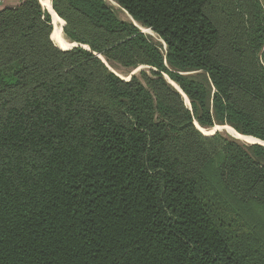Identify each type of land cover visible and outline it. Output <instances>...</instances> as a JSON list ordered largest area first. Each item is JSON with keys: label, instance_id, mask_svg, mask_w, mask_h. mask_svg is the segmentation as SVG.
Wrapping results in <instances>:
<instances>
[{"label": "trees", "instance_id": "trees-1", "mask_svg": "<svg viewBox=\"0 0 264 264\" xmlns=\"http://www.w3.org/2000/svg\"><path fill=\"white\" fill-rule=\"evenodd\" d=\"M112 1L164 50L105 0H51L68 52L0 8V264H264V147L194 125L264 142V0Z\"/></svg>", "mask_w": 264, "mask_h": 264}, {"label": "rangeland", "instance_id": "rangeland-1", "mask_svg": "<svg viewBox=\"0 0 264 264\" xmlns=\"http://www.w3.org/2000/svg\"><path fill=\"white\" fill-rule=\"evenodd\" d=\"M106 1V4L112 9V11L115 13V15L123 22H126V23H132V20L130 19V17L125 13V11H123L119 6H116V5H113L111 2H109L108 0H105ZM41 3V0L40 2ZM42 5V4H41ZM50 6L51 5V0H50ZM43 7V6H42ZM41 7V8H42ZM44 10V12H46L47 10L44 9V7L42 8ZM52 9V7H51ZM53 10V9H52ZM54 12V11H53ZM49 17H50V24H51V33H50V41L51 43L53 44V46L58 49L59 51L61 52H68V51H71L73 50L74 48H77L79 47L80 45L76 44V43H73V42H70L69 40L66 39V37L64 36V33H63V29H64V26H65V22L63 20L62 23V27H61V35H62V38L64 40V42L66 43V48H59L57 47L53 41L51 40V34H52V31H53V25H52V17L50 15V13L47 11L46 12ZM58 17V16H57ZM59 18V17H58ZM134 25V24H133ZM151 32V31H150ZM141 33H143L141 31ZM145 34L146 36L150 37L152 42L154 44H156L157 46L160 47L161 50H164V45L163 43L151 32V34L149 35L148 33H143ZM72 45H76V47L74 48H71ZM83 49L89 51V49L85 46H81ZM94 55L97 57V59L105 66V68L113 73L114 75H116L117 77H119L120 79H122L123 81H126L128 82L132 77H135L143 86H145V81H144V78H143V74L148 76V77H152L151 75V69L147 66H137L135 68H129V69H125V68H122L121 66L117 65V64H114L112 62H108V60H106L102 55H99V54H96L94 53ZM182 75H185V76H193V77H197L199 74V72H188V73H181ZM163 79L167 82L168 85H170L173 89H176L178 88V86L173 82L171 81L166 75H162ZM177 90V89H176ZM178 91V90H177ZM179 92V91H178ZM180 94H182L181 92H179ZM182 98H183V102L185 104V106L190 109V104H189V101L188 99L182 94ZM194 125H195V128L205 137H213V136H216V135H219L221 136L222 138L224 139H227V140H233L235 142H237L240 146H242L243 148H248L249 146L253 145V143L257 142L255 138H252V137H247V136H242V135H238L236 134L232 128L228 125H218V124H215L213 127H210V128H201L196 121H194ZM233 135V136H232ZM259 141V140H258ZM258 145V144H256ZM264 146V145H263ZM264 237V232L262 234Z\"/></svg>", "mask_w": 264, "mask_h": 264}, {"label": "bare ground", "instance_id": "bare-ground-1", "mask_svg": "<svg viewBox=\"0 0 264 264\" xmlns=\"http://www.w3.org/2000/svg\"><path fill=\"white\" fill-rule=\"evenodd\" d=\"M109 2H111L113 5L118 6L115 2H113L112 0H108ZM41 4L44 7V9H46L51 17H52V25H53V31L51 34V40L53 41V43L59 47V48H66V43L64 42L62 35H61V27L63 25L62 21L55 15V13L53 12V10L51 9L50 6V0H41ZM132 23L143 33H148L149 35L151 34L150 30L145 29L144 27L140 26L139 24L135 23L134 21H132ZM178 90V88H176ZM233 136V135H232ZM257 141V140H256ZM264 145V143H262Z\"/></svg>", "mask_w": 264, "mask_h": 264}, {"label": "crops", "instance_id": "crops-1", "mask_svg": "<svg viewBox=\"0 0 264 264\" xmlns=\"http://www.w3.org/2000/svg\"><path fill=\"white\" fill-rule=\"evenodd\" d=\"M19 1L20 0H4V4H3V6L2 7H15V6H17L18 5V3H19ZM39 2H40V0H39ZM40 5H41V3H40ZM41 7H42V5H41ZM52 7V6H51ZM43 8V7H42ZM47 12V11H46Z\"/></svg>", "mask_w": 264, "mask_h": 264}, {"label": "water", "instance_id": "water-1", "mask_svg": "<svg viewBox=\"0 0 264 264\" xmlns=\"http://www.w3.org/2000/svg\"><path fill=\"white\" fill-rule=\"evenodd\" d=\"M74 47H76V45H72V47L71 48H74ZM178 91L180 92V90H179V88H178ZM262 143H264V142H261V141H258L257 140V142H255V143H253V144H258V145H261V146H263V144ZM264 147V146H263Z\"/></svg>", "mask_w": 264, "mask_h": 264}, {"label": "built area", "instance_id": "built-area-1", "mask_svg": "<svg viewBox=\"0 0 264 264\" xmlns=\"http://www.w3.org/2000/svg\"><path fill=\"white\" fill-rule=\"evenodd\" d=\"M4 0H0V8L3 6Z\"/></svg>", "mask_w": 264, "mask_h": 264}]
</instances>
